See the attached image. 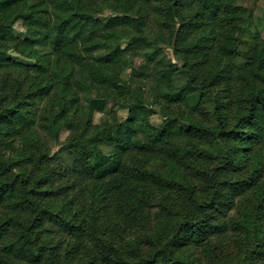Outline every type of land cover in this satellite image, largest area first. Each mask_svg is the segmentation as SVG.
I'll return each instance as SVG.
<instances>
[{"label": "trees", "instance_id": "obj_1", "mask_svg": "<svg viewBox=\"0 0 264 264\" xmlns=\"http://www.w3.org/2000/svg\"><path fill=\"white\" fill-rule=\"evenodd\" d=\"M106 9L113 15L102 18ZM254 19L253 8L238 0H0V74L21 72L27 84L17 78L9 85L17 95L25 91L15 106L0 107V144L24 136L39 147L36 127L60 143L68 131L59 150L73 158L65 191L81 185L91 199L90 209L84 205L74 215L48 204L45 198L64 193L42 189L49 179L38 171H46L50 155L11 161L0 148V264H68L87 238L142 222L157 191L176 193L179 201L166 229L149 237V250L141 242L121 249L110 240L100 261L190 264L175 251L225 233L219 217L248 195L247 213L255 215L238 229L260 236L264 162L253 147L264 140V38ZM19 21L25 38L15 35ZM245 30L250 39L243 41ZM11 49L35 63L15 61ZM165 49L177 61L167 59ZM136 57L145 63L125 79ZM180 74L185 84H177ZM152 80L153 103L164 102L167 112L172 103H187L197 113L205 108L216 125L194 120L193 113L185 119L168 112L166 122L154 126L144 90ZM37 102L42 108H34ZM110 103L128 109V118L113 114L94 123V114ZM243 153L257 159L254 168ZM21 165L32 171L15 172ZM192 179L201 181L199 193ZM49 225L77 240L75 252L61 255L48 242L43 232ZM94 255L83 264H94Z\"/></svg>", "mask_w": 264, "mask_h": 264}, {"label": "rangeland", "instance_id": "obj_2", "mask_svg": "<svg viewBox=\"0 0 264 264\" xmlns=\"http://www.w3.org/2000/svg\"><path fill=\"white\" fill-rule=\"evenodd\" d=\"M239 5L247 6L253 8L255 12L254 26L262 34L264 38V0H261L257 3L254 0H238ZM113 13L106 9L102 18H107L112 16ZM15 35L17 37L25 38L26 30L21 21L17 22L14 26ZM250 32L244 31V35L241 36V40H249ZM124 46L127 44V40L122 43ZM47 47H40V50H47ZM163 54L167 59H172L177 61L173 55L172 49H165ZM9 57L13 58L15 61L24 63V64H33L35 59H28L22 55L15 52L13 49L9 51ZM133 62V67L130 66L124 70L123 77L129 79L130 75L133 73L139 72L145 62L142 57L131 58ZM11 73L4 71L0 74V107H12L16 105V102L24 94L25 88H22L19 91L18 95L15 94L13 88H11L10 83L15 81L17 78L19 81L23 80V75L19 73ZM9 76V79L7 78ZM187 77L180 74L176 76L175 80L177 84H185ZM156 80H152L147 86H145V94L148 99L147 106L150 107L154 114L151 117V122L154 126H162L167 119L168 112L173 116H190L193 113L194 120L200 122H207L210 125H216V121L211 119L210 113L206 112V109L203 108L202 112H192L187 103H172L170 104V109L167 111L164 110L161 105H164V102H161V105H156L154 102V90H155ZM25 82L22 83V87L26 86ZM137 83L133 84V87L136 88ZM35 109L42 108L40 102H37L34 105ZM41 112H39L40 114ZM115 114L119 120L123 121L128 118V109L121 106H117L113 103L107 105V107L102 112H97L94 114V123H99L102 119ZM41 137V143L39 147L33 139H26L24 136L11 137L7 136L2 139L1 143V156L7 158L11 161L19 160L29 155H36L41 151L48 153L50 159L46 162L45 168L46 171H38L39 174L45 173L49 179L48 184L42 187L43 190L47 191H58L61 193L63 190L64 193L53 200L50 198H45L48 204H54L58 208H62L66 214L74 215L76 214L82 206L86 205L88 209L91 208V199L88 197V192L84 190L81 185H72L71 190L66 192L65 189L69 185V178L71 174L73 158L67 152L59 151L61 144H64L69 138L70 134L68 131H63L60 136V143H56L52 138L48 137L46 134L42 133L40 128H35ZM263 143H255L253 147V154L257 153L258 157L264 162V140ZM111 147H105V152H110ZM245 156L243 162L246 163L249 167L254 168L255 159L253 156H249L247 153H243ZM161 169L164 171H171L168 165L161 166ZM31 172L32 169L30 166H18L15 168V172ZM72 179L74 180L75 178ZM264 183V179L262 180ZM192 186L195 187L196 191L199 193L202 187L200 180L192 179ZM252 196H242L238 198L235 202V205L227 210L224 215L219 217V222L222 224L226 223L227 228L226 232L223 234H218L207 239L205 243L197 244L195 242H189V244L180 247L175 251V256L179 257L182 260L189 262L190 264H264V220L261 221L262 232L257 238L254 236V229L252 228H243L238 229L239 224H248L249 216H254V213H247L250 210L246 209V204H248ZM179 198L174 194H169L164 191H157L156 197L152 201L151 207L146 211V217L143 218L142 222L138 223L136 226L130 228L128 226H122L121 230L118 232L116 229L112 228V232L107 235H103L97 239L87 238L82 242L85 250L79 254H76L74 260L71 262L67 260L68 264H83L85 261L89 260L91 256L94 258L96 254V259L94 264H105L100 261V253L103 244L110 243V240L116 244V247L121 249H126L127 246L135 242H141L143 249L145 251L149 250L147 243L149 242V237L162 232L166 229L165 225L168 222L171 216V209L173 207L178 208ZM254 214V215H253ZM106 223L105 221L103 222ZM130 228V229H129ZM125 229L127 231H125ZM124 230V231H122ZM43 235L47 238L48 242L57 248L60 249L61 255L65 251L71 250L75 252L74 246L76 244L75 239L73 241L67 235L59 230L56 226H48V229L43 232ZM91 248L94 251H91ZM259 252H262L259 255Z\"/></svg>", "mask_w": 264, "mask_h": 264}]
</instances>
